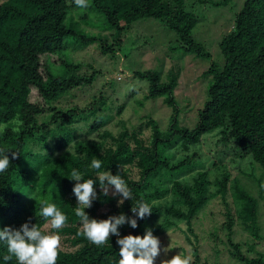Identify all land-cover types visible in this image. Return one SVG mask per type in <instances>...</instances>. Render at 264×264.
<instances>
[{"label": "trees", "instance_id": "trees-1", "mask_svg": "<svg viewBox=\"0 0 264 264\" xmlns=\"http://www.w3.org/2000/svg\"><path fill=\"white\" fill-rule=\"evenodd\" d=\"M229 1L194 0L187 5L186 0H87V7H79L75 0H0V149L10 150L9 168L0 172V230L6 226L18 229L29 222L48 234L44 225L50 218L41 215L42 202L47 201L68 218L62 228L51 230L67 234L74 247L71 251L60 248L57 264H118L116 235L100 246L83 236L82 222L75 215L80 207L73 192L75 181L69 179L73 169L94 180L98 172H111L125 180L132 199L120 204V197L112 196L111 189L103 196L97 180V198L85 209L90 218L121 213L134 217L131 209L140 202L152 207L150 215L136 217V228L127 223L120 226V237L143 236L147 230L157 236L177 229L191 247L190 264H212L199 255L194 220L219 197L230 256L243 264H264V253L255 251L248 256L231 231L236 219L254 238L260 237L257 198L231 178L224 163L211 161V168L192 165L198 163V152L204 146L210 151L218 141H232L264 173V0H243L232 28L219 41L221 60L217 62L209 59L210 53L192 35L199 17L191 5L221 6ZM78 8L83 10L75 14ZM89 13L103 16L119 51L132 37L133 22L153 18L174 31L184 53L210 60L205 70L211 77L207 99L197 110L193 125L180 124L181 109L174 95L180 68L174 61L165 72L132 70L135 77L147 81L140 106L146 99L162 97L171 108L164 128L148 114L137 127L128 128L122 122L117 132H111L105 125L112 101L107 102L101 93L93 94L83 106L58 104L73 89L91 86L99 73L98 69L89 75L80 73V62L69 54L74 48L99 41L103 53L114 54L106 35L78 26L81 22L90 25ZM51 55L61 60L57 64L48 60L44 69L41 60ZM105 83L112 86L107 80ZM32 94L42 103L33 102ZM124 107L125 103L117 105L115 113L119 115ZM144 128H149L147 137ZM94 132L96 138L91 137ZM12 151L18 153L15 159ZM93 159L101 161L99 170L91 167ZM254 248L250 244L247 251ZM6 255V242L0 241V264H18L14 256L5 261Z\"/></svg>", "mask_w": 264, "mask_h": 264}, {"label": "rangeland", "instance_id": "rangeland-1", "mask_svg": "<svg viewBox=\"0 0 264 264\" xmlns=\"http://www.w3.org/2000/svg\"><path fill=\"white\" fill-rule=\"evenodd\" d=\"M192 1L194 0H186L185 3L189 5ZM242 2L243 0H232L221 6H213L210 3L194 4L193 7L191 5V10L199 17L196 26L192 30V35L210 53V60L216 62L221 60L219 41L232 28L234 14L241 7ZM81 10L78 8L75 14H78ZM89 16L91 26L83 22L79 23L78 26L98 32L99 36L106 35L108 45H113L114 54L103 53L102 43L99 41L74 48L69 54L71 59L80 62L79 72L89 75L92 69H98L99 73H97V76L95 75L96 78L91 86H81L73 89L72 95L59 99L58 104L68 107L75 104L83 106L91 101L93 94L101 93L107 97V102L112 101L113 108L109 110L111 112L109 113L110 119L105 125V128L111 132H117L122 126V122L128 128L137 127L142 122V117L148 116V114L164 128L167 126L171 108L163 103L162 97L146 99L143 106H140L139 103L146 94L147 81L135 77L132 70L155 69L165 72L172 66L174 61L173 65L180 68L178 85L174 91L181 109L179 113L180 124L183 126L193 125L197 110L201 107L202 102L207 99V88L211 82V77L205 75V70L211 64L210 60L184 53L179 47L174 31L153 18L138 19L133 22L130 31L132 37L125 40L121 46V51H119L117 44L113 42L114 32L106 28L103 16L101 17L100 14L96 13H89ZM74 17L80 22V17L76 15ZM133 35L138 36V38ZM71 43L77 45L78 41ZM59 59L57 55H51L49 59L44 60L42 58L41 63L46 69L45 66L48 60L57 64ZM164 72L163 74L166 75ZM106 80L112 84L111 87L105 83ZM31 100L33 102L39 100L42 103L41 98L36 97L34 94L31 95ZM121 103H125V107L118 115L115 113V107ZM78 132L84 134L85 129H79ZM143 135L145 137L149 135V128H144ZM91 137L96 138L97 132L91 134ZM203 149L205 150L202 152L197 151L200 155L196 160L198 163L196 164L194 161L192 165L205 166L206 164L207 167H210L211 161L224 163L229 169L231 178L236 179L240 186L257 198L260 237L254 238L248 231L243 229L236 219L231 225V231L233 230V240L240 243L241 249L248 256H254L255 251L264 253V173L262 167L258 163H250V156L241 152L232 141L226 142V144L218 141L215 148L210 151L205 146ZM205 157L207 158L206 163L204 161ZM243 170L248 173H243ZM103 210H106V208L100 209V211ZM225 220L224 205L219 197L211 200L197 215L194 220V231L198 236L199 255L202 259L206 257L212 264H243L233 259L229 254L226 237L228 231L226 225H223ZM44 230L46 233L60 235L62 249L74 250L67 239L68 235L52 231L50 222L44 225ZM156 237L160 240L161 252L156 258L155 264H161L162 261L168 260L178 253L185 256L190 255L191 261L193 260L190 252L191 247L182 231L171 229ZM250 244H254L255 248L253 251L248 252L247 247ZM164 249H168L167 252Z\"/></svg>", "mask_w": 264, "mask_h": 264}, {"label": "clouds", "instance_id": "clouds-1", "mask_svg": "<svg viewBox=\"0 0 264 264\" xmlns=\"http://www.w3.org/2000/svg\"><path fill=\"white\" fill-rule=\"evenodd\" d=\"M79 7H87V0H75ZM10 151V150H9ZM4 149H0V172L9 168L10 159ZM17 152L12 151V159L17 157ZM93 169L101 168V161L93 159L91 162ZM71 180L75 181L73 192L77 198L75 215L82 222V234L91 243L100 246L105 244L111 235L118 237L116 243L119 247L120 259L118 264H155L156 258L160 255L161 245L158 237L154 236L151 230H147L143 236L128 234L120 237L119 227L125 223L132 228H136L137 219H143L152 213L149 203L140 202L133 206L131 211L134 217L121 213L112 215L106 219L90 218L85 211L92 206V201L97 198L95 184L98 180L103 196H119V203L123 204L125 199H132V192L128 188L125 180L120 175H113L111 172H98L96 179H85L81 173L73 169ZM41 215L50 218V226L53 229H60L67 221V216L62 213L55 204L47 201L42 202ZM81 233H78L80 235ZM0 241L6 242L9 255L4 257L5 261L14 256L18 264H57L59 251L61 248V237L57 233L45 234L35 224L23 223L18 229L10 226L0 230ZM168 249H164L167 252ZM191 256L176 254L161 264H190Z\"/></svg>", "mask_w": 264, "mask_h": 264}]
</instances>
